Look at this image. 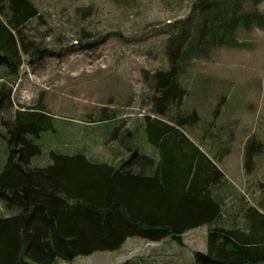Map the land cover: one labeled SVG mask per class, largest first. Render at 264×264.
<instances>
[{"label":"rangeland","instance_id":"1","mask_svg":"<svg viewBox=\"0 0 264 264\" xmlns=\"http://www.w3.org/2000/svg\"><path fill=\"white\" fill-rule=\"evenodd\" d=\"M29 1L39 17L20 30L27 52L19 50L14 68L0 66V84L8 95L2 100L4 116L40 109L52 119L53 130L40 133L42 153L31 165L46 164L48 149L66 154L80 149L94 161L110 163L126 157L137 148L134 132L129 136L126 128L142 126L146 116L158 118L149 102L151 74L167 68L166 52L189 33L180 21L197 15L198 0ZM253 8L264 13V0H241L239 12ZM235 38L240 46L209 48L188 60L178 75L186 91L179 108L196 112L198 121L183 132L216 157L226 181L220 190L226 197L223 214L244 205L264 213V150L250 171L242 163L248 138L264 144V27L240 28ZM113 130L118 135L111 139ZM139 132L141 150L150 151ZM3 134L0 125V167L6 155ZM0 212L5 213L1 203ZM205 231L200 226L159 241L127 237L115 251L55 264H195L194 253L205 251Z\"/></svg>","mask_w":264,"mask_h":264},{"label":"trees","instance_id":"2","mask_svg":"<svg viewBox=\"0 0 264 264\" xmlns=\"http://www.w3.org/2000/svg\"><path fill=\"white\" fill-rule=\"evenodd\" d=\"M257 2L258 0H252ZM197 15L180 21L189 33L166 52L168 66L151 74L149 102L158 116H146L134 132L136 147L115 163L94 161L77 149L70 154L46 151L44 165H31L40 155L39 136L52 131L51 117L40 109L15 110L4 116L0 84V125L6 155L0 167V264H55L92 252L115 251L127 237L175 239L205 226V251L195 264L264 262V213L251 205L223 214L226 181L209 157L183 132L198 121L194 110H180L185 89L179 72L188 60L219 46H240L237 31L264 27V13L239 12L241 0H198ZM0 66L18 64L27 52L20 30L39 14L29 0H0ZM174 111L170 113V107ZM218 103L213 119L218 115ZM117 128V127H116ZM145 134L143 152L136 137ZM116 130L110 138H117ZM264 144L254 137L243 147V168L252 169ZM263 204L261 203V207ZM240 217V221H238Z\"/></svg>","mask_w":264,"mask_h":264},{"label":"crops","instance_id":"3","mask_svg":"<svg viewBox=\"0 0 264 264\" xmlns=\"http://www.w3.org/2000/svg\"><path fill=\"white\" fill-rule=\"evenodd\" d=\"M146 153H149L148 150H144Z\"/></svg>","mask_w":264,"mask_h":264}]
</instances>
